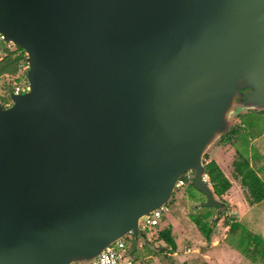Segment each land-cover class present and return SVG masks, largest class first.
Here are the masks:
<instances>
[{"label": "water", "instance_id": "95a60500", "mask_svg": "<svg viewBox=\"0 0 264 264\" xmlns=\"http://www.w3.org/2000/svg\"><path fill=\"white\" fill-rule=\"evenodd\" d=\"M0 34L29 82L0 102V264L145 239L189 172L230 211L205 156L264 108V0H0Z\"/></svg>", "mask_w": 264, "mask_h": 264}, {"label": "rangeland", "instance_id": "374dc122", "mask_svg": "<svg viewBox=\"0 0 264 264\" xmlns=\"http://www.w3.org/2000/svg\"><path fill=\"white\" fill-rule=\"evenodd\" d=\"M22 81H24V79L21 73L13 75V76H6V77L3 76L0 78V85L3 90L2 92L4 96L3 103H6V101L8 100L7 93L9 94V89L14 88L16 84L21 83ZM252 114H255L256 116L257 113H252ZM251 120L252 118L251 119L249 118L250 123L252 122ZM249 126L252 130L258 131L259 129L264 128V122L263 123L258 122L253 127H251L250 124ZM253 135L250 134L248 130L241 129L237 137V139L239 140L238 142H236L235 144H231V143L227 144V143H219L218 141L216 143V146H214L215 148L213 147V149L208 153L210 155V158L213 157V159L216 160V162L219 164V166L222 168V170L227 174L229 178L236 179V182H237L236 184L241 185V188L243 189L242 194H240L241 189L238 186L233 191H231L235 200H236V195L239 196L240 198H241V195H243V198H244V194H245V197L248 199L246 188L242 186V182L235 175L234 164H233L235 158L238 159L239 161L240 160L243 161L244 157L250 159V162H253L252 164H254L252 165V167L255 169L256 173L264 181V134L261 136H258L257 138H254ZM237 150L240 151V155L242 156L239 155L238 157H234V155L237 154L236 153ZM189 193L196 195L197 197L196 199L199 200L197 201V204L199 202H201V204H204V202H206L205 194L194 189L192 185H186V186L177 188L175 190L176 196H179V197L180 196L185 197ZM188 198L190 200L189 201L190 203L194 202L192 198L190 197ZM237 205L238 204L233 205V207L231 208L233 209L234 207L236 209L239 208ZM230 206L231 205H229V207ZM178 208H182L180 203L167 204L164 210V216L160 219L159 225L158 226H147L146 228L147 236L145 239L138 236L137 239L135 240L133 239L132 234L129 237H127L126 239L127 243L128 245L131 246V250L133 251V254H134L135 264H182L185 258H189V260H191L190 255L188 257H185L183 253H185L189 248H192L193 244L197 242V238L195 237L193 231H189L187 233V228L191 226L190 224L191 222H193L194 225L197 226L193 216H197V215L205 216L208 213L218 214L219 209L216 207L211 208L206 205H203L199 209H194L192 207L187 208L186 206H184V209L181 212L179 211L180 209ZM229 210L231 209L229 208ZM253 211H254L253 216H255L256 218L258 217L259 222L263 223L264 222V202L256 205ZM223 213L218 217V219L222 217ZM248 222H249L248 220L243 221L244 226L242 228L245 229L246 227L248 229L250 228L254 229L255 228L254 225ZM206 225L207 224H205V226ZM167 226H170L172 228L173 235L175 237V240L178 243V247L180 249V251H177L179 252L178 255L173 254L170 251L168 245L163 240L158 239L159 230ZM263 226H264V223L262 226L256 227L254 231L261 235L264 234ZM197 229H199L198 226H197ZM213 231H214V225H213ZM242 233H243L242 231H238L237 234H239L240 237L236 239L233 237L232 240L234 243H236L237 247H240V249L245 250V254L239 251V249H237L236 247L231 246L229 242H226L228 249L220 245L221 251L217 253H212V260H211L212 264H245V262L246 264H253V263L262 264L263 261L259 258L258 254L256 256L257 260L256 261L252 260L254 251L251 249H253L254 246L253 248H251V245H250V248H249L248 245L253 237L251 235L249 236L246 232L245 234L241 235ZM205 238L208 240L207 237ZM246 258H248L250 262ZM86 264H89V263H86ZM191 264H199V259H196V261L192 262Z\"/></svg>", "mask_w": 264, "mask_h": 264}, {"label": "trees", "instance_id": "16d2710c", "mask_svg": "<svg viewBox=\"0 0 264 264\" xmlns=\"http://www.w3.org/2000/svg\"><path fill=\"white\" fill-rule=\"evenodd\" d=\"M27 64V57L26 53L23 49L14 47L13 45H8L4 43L3 41H0V78L3 76H13L16 74L21 73L23 78L27 80V70H24L22 68V65ZM3 97H1V102L3 103ZM8 101H11L9 94L7 93ZM257 113L256 116L255 114ZM255 117H254V116ZM251 116V117H250ZM249 118H252V122H249ZM263 123L264 122V108L259 110H250L244 113H241L236 116V118L232 121L230 124L228 130L222 135V137L219 140V143H231L235 144L239 140L237 139L241 129L248 130L250 134L253 135L254 138H257L258 136H261L264 134V128L259 129L258 131L252 130L251 127L255 126L256 123ZM254 132V133H252ZM236 157L240 155V151L237 150ZM242 156V155H240ZM241 158V157H240ZM242 159V158H241ZM234 171L236 177L240 179L242 182V185L247 190V197L250 203H257L264 199V181L262 178L256 173L255 169L252 167L250 159L244 157L243 161H239L235 158L234 160ZM205 171L206 174L209 177V181L211 182L213 186V190L215 195H217L220 200L224 201L226 206L229 207L228 202L223 198V195L231 188L232 182L227 177L225 172L222 170V168L219 166V164L216 162L215 159L210 158V155L207 154L205 156ZM182 180L184 181V184L180 187L186 186V185H192L194 189L196 187L193 183V173L189 172L183 175ZM177 187V188H180ZM176 188V189H177ZM197 190V189H196ZM199 191V190H197ZM200 192V191H199ZM190 198L195 200V202L198 201L196 199V195L190 193ZM176 194L172 195L169 203H173L176 200ZM168 203V204H169ZM204 204H202L203 206ZM213 208V207H211ZM217 208V207H216ZM204 214V213H203ZM225 214V224L229 225L228 230V236L226 238L227 242H229L232 246L236 247L245 254V250L240 249V247L236 246V243L233 242L232 238L235 239L240 237L238 231H242L243 234L245 232L253 238L251 239L248 247L254 248L251 249L254 251V255L252 256V260L256 261L257 254L259 255V258L263 261L262 264H264V237L261 234L255 233L252 230L245 227L242 228L244 225L242 222H240L234 214L224 213ZM215 214L208 213L205 216L197 215L193 216L195 219V222L202 232V234L210 239V236L213 232V222ZM211 219V220H210ZM205 224H207L205 226ZM248 237V236H247ZM125 239H127V236H125ZM158 239L163 240L169 247L171 252H175L177 250V242L175 240V237L172 233V228L170 226L164 227L159 230L158 232ZM247 254V253H246ZM182 264H189L188 262H183ZM201 264H210L208 262H203Z\"/></svg>", "mask_w": 264, "mask_h": 264}, {"label": "crops", "instance_id": "0c3cea01", "mask_svg": "<svg viewBox=\"0 0 264 264\" xmlns=\"http://www.w3.org/2000/svg\"><path fill=\"white\" fill-rule=\"evenodd\" d=\"M234 154H236V153H234ZM234 157H236V155H234ZM211 158L213 159V157H211ZM252 163L253 162H251V165H254ZM229 179L232 182V186L223 195V198L228 203H230L229 205H231L230 207H228L231 210L229 212H227V213L234 214V216H236L237 219L240 222H242V223H243V221L248 220L249 221L248 223L253 224L255 228L258 227V226H262L264 222L260 223L258 217L256 218L255 216H253L254 215L253 214V212H254L253 210L255 209L256 205L263 203L264 199L262 201H260V202H257V203H250L248 201V199L245 197V194H244V198H243V195H241V198H240L239 196H237L234 193L236 195V200H235V198H234V196H233L231 191H233L238 186L241 189V193L240 194H242L243 193V189L241 188V185L236 184L237 183L236 179H232V178H229ZM212 188H213V186H212ZM189 194L186 195L185 197L177 196L176 200L172 204L180 203L182 208H178V209H180L179 211H181V212L184 209V206H186L188 208V207H190V205L197 204V202H195V200L192 203L189 202L190 201L189 198H188V197H190ZM215 196L218 199H220L217 195H215ZM199 203H201V202H199ZM236 204H238L237 206L239 208H237V209L235 207H234V209L231 208V207H233V205H236ZM200 207H202V205ZM199 208H197V209H199ZM235 211H237V212H235ZM217 216H218V214H215L214 218L217 217ZM190 224H191V226L189 228H187V233L189 231H193L195 237L197 238V242L193 244L192 248H189L185 253H183L185 257H188L190 255V257H191L190 259L191 260H189V258H185V260H183V262H188L189 264H191L192 262L196 261V259H199V264H201L203 262H208V263L212 264V261H211L212 260V253L220 252L221 251L220 245L224 246L225 248H227V243H226L227 240H226V238L228 236L229 225L225 224V214L223 213L222 217H220L218 220H216V218L214 219V222H213L214 231L212 232V234L210 236V239H208V240L205 238V236L203 234H201L202 232L199 229H197V226L194 225L193 222H191ZM263 228H264V226H263ZM254 229L250 228V230L255 232ZM199 231H200V233H199ZM172 233H173V230H172ZM255 233H257V232H255ZM262 236L264 237V234H262ZM201 238H203V239H201ZM177 246H178V243H177ZM177 251H180L179 247H177V250L175 252H172V253L178 255L179 252H177ZM132 254H133V251H132ZM133 257H134V254H133ZM246 259L249 261L248 258H246ZM245 264H246V262H245Z\"/></svg>", "mask_w": 264, "mask_h": 264}, {"label": "built area", "instance_id": "2783aa9c", "mask_svg": "<svg viewBox=\"0 0 264 264\" xmlns=\"http://www.w3.org/2000/svg\"><path fill=\"white\" fill-rule=\"evenodd\" d=\"M2 35L0 34V41H3ZM24 70H28V63L22 65ZM24 81L18 83L14 86L13 91L15 93H24L29 89V82L25 78ZM2 88L0 85V102L1 97L3 96ZM2 103V102H1ZM11 101L6 102L3 104L4 106H9ZM205 180H209L208 175L205 173L204 175ZM184 181L181 179L178 183V187L182 186ZM165 207H160L153 211L143 227L147 228V226H158L160 223V219L164 216ZM131 234L127 235L129 237ZM89 264H135L134 257L132 254L131 246L128 245L127 240L124 238L119 239L109 247H107L100 255L96 258L88 262Z\"/></svg>", "mask_w": 264, "mask_h": 264}, {"label": "flooded vegetation", "instance_id": "af4514ba", "mask_svg": "<svg viewBox=\"0 0 264 264\" xmlns=\"http://www.w3.org/2000/svg\"><path fill=\"white\" fill-rule=\"evenodd\" d=\"M132 237H133V239H135V240H136L138 236H134V235H132Z\"/></svg>", "mask_w": 264, "mask_h": 264}]
</instances>
